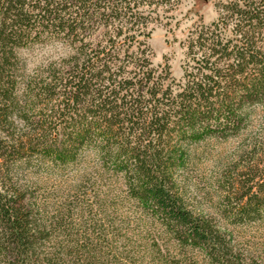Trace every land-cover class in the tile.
I'll list each match as a JSON object with an SVG mask.
<instances>
[{"label": "trees", "instance_id": "1", "mask_svg": "<svg viewBox=\"0 0 264 264\" xmlns=\"http://www.w3.org/2000/svg\"><path fill=\"white\" fill-rule=\"evenodd\" d=\"M180 2L0 0V264H136L102 244L118 200L138 206L140 252L158 264L194 249L208 264H264L226 226L263 218L264 137L219 180L216 215L189 201L184 176L193 145L239 135L264 107V0L218 2L217 18L187 34L176 79L148 39ZM58 43L74 55L29 69L23 50ZM70 165L89 188L49 207L25 172Z\"/></svg>", "mask_w": 264, "mask_h": 264}, {"label": "rangeland", "instance_id": "2", "mask_svg": "<svg viewBox=\"0 0 264 264\" xmlns=\"http://www.w3.org/2000/svg\"><path fill=\"white\" fill-rule=\"evenodd\" d=\"M220 1L223 0H181L177 10L173 9L166 13L173 15L171 19L160 17L152 24L153 29L148 43L153 53V63L167 64L171 75L180 79L183 75L187 34L197 24H209L215 20L218 16L217 3ZM56 50L58 49L54 46H36L33 49L23 50L22 55L27 57L25 60L28 66L29 63L36 65L42 58L53 56ZM263 137L264 107L259 105L252 109L246 128L239 135L228 139L207 138L193 145L190 149V161L184 169V176L188 181L189 201L206 212L216 215V208L219 207L224 192L221 183H218L219 180L228 172L227 170H234L232 175L236 177L244 169V163L252 158L250 152L254 144ZM88 161L90 162V157ZM85 164L88 165L87 160H82L83 168ZM36 169L25 173L35 181L31 187L32 191L49 207L71 200L76 195H80L84 188H89L84 183L77 185L80 171L75 165H70L63 171ZM111 187V184H103L100 190L105 192L114 189L113 192H117L118 198L119 195L123 196L120 188ZM137 207L131 201H117L116 212L113 213V225L117 229L108 226L106 230L108 243L102 242V244L103 246L108 244L112 249L114 246L117 251L126 248L131 250L130 255H133L136 264H158L146 251L140 252L149 237H142L145 231L140 233L142 225L140 226L137 221ZM226 226L233 229V241L242 248L244 254L264 257V215L262 219L251 223L236 225L227 223ZM188 255L190 258L186 259L184 264H208L204 255L197 249L191 250Z\"/></svg>", "mask_w": 264, "mask_h": 264}, {"label": "clouds", "instance_id": "3", "mask_svg": "<svg viewBox=\"0 0 264 264\" xmlns=\"http://www.w3.org/2000/svg\"><path fill=\"white\" fill-rule=\"evenodd\" d=\"M57 49L59 51V55H53L54 59H59L61 57L63 58H69L71 55H74V51L70 47H66L63 43L57 44ZM51 51V49L49 50ZM27 60V57H23ZM34 67L31 63H29V69Z\"/></svg>", "mask_w": 264, "mask_h": 264}]
</instances>
